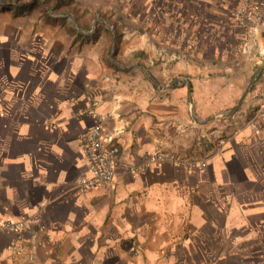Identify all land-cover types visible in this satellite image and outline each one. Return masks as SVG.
Wrapping results in <instances>:
<instances>
[{"label": "crops", "instance_id": "0c3cea01", "mask_svg": "<svg viewBox=\"0 0 264 264\" xmlns=\"http://www.w3.org/2000/svg\"><path fill=\"white\" fill-rule=\"evenodd\" d=\"M39 1L49 18L0 14V219L24 223L21 241L0 235V264H219L226 251L246 264L231 252L263 251L264 13L243 47L241 0ZM89 113L119 155L114 181L82 192ZM158 151L205 166L129 173Z\"/></svg>", "mask_w": 264, "mask_h": 264}, {"label": "built area", "instance_id": "2783aa9c", "mask_svg": "<svg viewBox=\"0 0 264 264\" xmlns=\"http://www.w3.org/2000/svg\"><path fill=\"white\" fill-rule=\"evenodd\" d=\"M264 13V0H241L237 6L233 21L235 25L244 32L243 47L251 38L252 32L259 24ZM94 117V123L89 127L86 136L81 142V151L90 164L88 176L78 181V188L85 192L95 186H108L115 179V164L118 159L119 151L113 143V139L104 133L105 118L96 114L89 113ZM264 117V107L254 114L253 121ZM154 164H170L175 167H182L187 170L203 168L205 162H201L192 157H185L173 152H154L143 157L142 162L137 166L129 167L132 176L141 174ZM24 223L11 219H0V235L12 234L16 242L23 238ZM47 238H49L47 236ZM43 242L39 241L38 245ZM134 254H136L134 252Z\"/></svg>", "mask_w": 264, "mask_h": 264}, {"label": "trees", "instance_id": "16d2710c", "mask_svg": "<svg viewBox=\"0 0 264 264\" xmlns=\"http://www.w3.org/2000/svg\"><path fill=\"white\" fill-rule=\"evenodd\" d=\"M28 0H13L15 2L16 6L10 7L6 6L5 3L11 2V0H0V14L4 13L6 11H13V15L16 17L23 16L25 14L30 13L35 7H40L42 13L47 17L46 11L42 8V5L39 0H33L32 2L27 3ZM46 4L52 7V3L55 4V7L53 8V11L56 12H62L65 11V5L67 3V0H44ZM68 2H71V0H68Z\"/></svg>", "mask_w": 264, "mask_h": 264}, {"label": "rangeland", "instance_id": "374dc122", "mask_svg": "<svg viewBox=\"0 0 264 264\" xmlns=\"http://www.w3.org/2000/svg\"><path fill=\"white\" fill-rule=\"evenodd\" d=\"M32 1L33 0H28L27 2H32ZM67 3H69L68 0H67ZM5 5L10 6V7H14L18 4L13 2V0H11V2L5 3ZM6 12H8V11H6ZM227 254H228L227 251L225 253L221 252V257L224 255L225 258L219 264H233V263H231V261H229L227 259V257H228ZM231 254H236L237 257H241V256H243V254L248 256V257H251L250 262H247L246 264H264V250L259 251V249H257V247H255V249H253V250L250 249L249 251L248 250L247 251H240V252L239 251H233V252H231ZM207 257H208V259H210L209 257H211V255L210 256L206 255V258Z\"/></svg>", "mask_w": 264, "mask_h": 264}, {"label": "water", "instance_id": "95a60500", "mask_svg": "<svg viewBox=\"0 0 264 264\" xmlns=\"http://www.w3.org/2000/svg\"><path fill=\"white\" fill-rule=\"evenodd\" d=\"M0 3H1V2H0ZM245 94H246V92H245ZM245 94H244V95L242 96V98L237 102L236 106L233 107L231 110H229V111L226 113V117L232 115V114L237 110V108H238V106L240 105L241 101L243 100Z\"/></svg>", "mask_w": 264, "mask_h": 264}]
</instances>
